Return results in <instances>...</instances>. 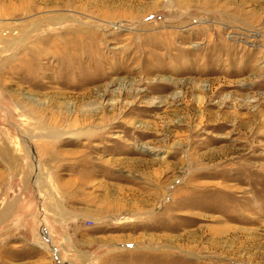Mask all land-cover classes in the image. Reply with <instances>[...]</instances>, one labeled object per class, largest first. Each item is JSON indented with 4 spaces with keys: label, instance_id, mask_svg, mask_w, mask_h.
Returning <instances> with one entry per match:
<instances>
[{
    "label": "rangeland",
    "instance_id": "obj_1",
    "mask_svg": "<svg viewBox=\"0 0 264 264\" xmlns=\"http://www.w3.org/2000/svg\"><path fill=\"white\" fill-rule=\"evenodd\" d=\"M0 264H264V0H0Z\"/></svg>",
    "mask_w": 264,
    "mask_h": 264
}]
</instances>
